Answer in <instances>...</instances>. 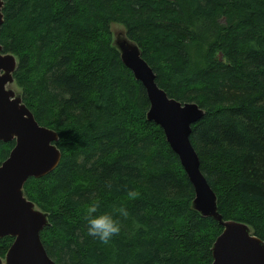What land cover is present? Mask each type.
<instances>
[{
  "label": "trees",
  "instance_id": "1",
  "mask_svg": "<svg viewBox=\"0 0 264 264\" xmlns=\"http://www.w3.org/2000/svg\"><path fill=\"white\" fill-rule=\"evenodd\" d=\"M2 2L0 46L16 59L14 83L36 122L58 135L56 168L23 186L48 214L40 239L55 264H210L222 230L193 209V187L147 120L145 90L121 62L112 24L159 88L204 111L190 142L217 211L264 242V0ZM13 146L0 141V164ZM93 198L101 211L130 213L108 245L87 235ZM12 241L0 238L2 260Z\"/></svg>",
  "mask_w": 264,
  "mask_h": 264
},
{
  "label": "water",
  "instance_id": "2",
  "mask_svg": "<svg viewBox=\"0 0 264 264\" xmlns=\"http://www.w3.org/2000/svg\"><path fill=\"white\" fill-rule=\"evenodd\" d=\"M2 6L0 0V26ZM116 48L123 65L145 90L149 102L147 120L162 130L193 187V209L203 217L213 218L222 228L213 242L210 264H264V242L246 224L222 218L215 194L200 171L190 135L191 127L204 111L196 103L170 98L159 88L153 70L135 43L118 39ZM219 57L221 60V54ZM15 67V57L3 53L0 46V141H14L8 157L0 164V238L13 239L4 264H55L40 239V232L48 224V214L24 197L23 186L29 178L42 177L56 168L61 158L55 145L58 135L40 126L21 97L6 88L14 81Z\"/></svg>",
  "mask_w": 264,
  "mask_h": 264
},
{
  "label": "clouds",
  "instance_id": "3",
  "mask_svg": "<svg viewBox=\"0 0 264 264\" xmlns=\"http://www.w3.org/2000/svg\"><path fill=\"white\" fill-rule=\"evenodd\" d=\"M131 200L138 199L140 193L135 190L127 192ZM129 211L123 205L113 206L111 211H101V203L98 199L93 198L85 208L84 219L86 220L87 235L99 240L102 244L111 243L114 236H118L122 229L121 219L129 218ZM137 229L144 226L135 222Z\"/></svg>",
  "mask_w": 264,
  "mask_h": 264
},
{
  "label": "rangeland",
  "instance_id": "4",
  "mask_svg": "<svg viewBox=\"0 0 264 264\" xmlns=\"http://www.w3.org/2000/svg\"><path fill=\"white\" fill-rule=\"evenodd\" d=\"M111 32H112V43H113V45L115 47H116V41L118 39H127L126 36H125L124 27L122 25H120V24H112ZM6 88L12 90L15 93V95H19L20 96V89L17 87V85L14 82L8 83L6 85ZM2 261H3V264H4V260H2Z\"/></svg>",
  "mask_w": 264,
  "mask_h": 264
}]
</instances>
